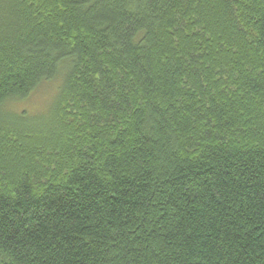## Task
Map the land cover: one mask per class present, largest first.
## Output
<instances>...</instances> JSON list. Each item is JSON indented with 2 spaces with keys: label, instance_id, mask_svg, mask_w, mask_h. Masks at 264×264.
Segmentation results:
<instances>
[{
  "label": "trees",
  "instance_id": "16d2710c",
  "mask_svg": "<svg viewBox=\"0 0 264 264\" xmlns=\"http://www.w3.org/2000/svg\"><path fill=\"white\" fill-rule=\"evenodd\" d=\"M0 264H264V0H0Z\"/></svg>",
  "mask_w": 264,
  "mask_h": 264
},
{
  "label": "rangeland",
  "instance_id": "374dc122",
  "mask_svg": "<svg viewBox=\"0 0 264 264\" xmlns=\"http://www.w3.org/2000/svg\"><path fill=\"white\" fill-rule=\"evenodd\" d=\"M55 82L46 83L40 86L29 98L20 104V107L23 109H33L38 108L44 104V102L49 98L53 92V86ZM35 112V111H31Z\"/></svg>",
  "mask_w": 264,
  "mask_h": 264
}]
</instances>
